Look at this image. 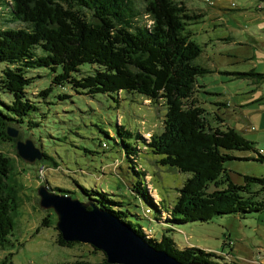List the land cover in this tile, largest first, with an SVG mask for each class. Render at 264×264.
I'll list each match as a JSON object with an SVG mask.
<instances>
[{
  "label": "rangeland",
  "instance_id": "374dc122",
  "mask_svg": "<svg viewBox=\"0 0 264 264\" xmlns=\"http://www.w3.org/2000/svg\"><path fill=\"white\" fill-rule=\"evenodd\" d=\"M146 1L132 0V4L141 13ZM170 1L180 3L187 15L197 17L185 21L184 28L201 49L192 63L206 70L196 78L201 87L198 101L209 113L206 118L212 120L215 102H229L231 107L233 104L236 107L219 106L220 112L230 119L250 116V128L257 132L256 118L264 112L260 102L264 99V80L256 81L254 77L243 75L252 72L264 76V0ZM6 9L8 7L3 6L0 10V30L24 28L23 24L11 19ZM36 53L40 54L38 50ZM2 68L0 64V70ZM25 76L31 79L26 95L36 107L25 120H31L36 126L28 129L26 124L20 128L19 124L10 123L7 127L17 131V138L6 136L9 140H0V154L9 160L11 167L4 182L11 190L15 204L11 213V232L4 242H0V264L77 261L95 264L104 257L87 243L79 242L70 247L55 243L58 235L56 216L51 209L40 208L36 195L40 186L53 194L84 203L87 199L80 188L104 193L110 200L120 203L118 210L124 213L123 220L139 226L144 235H153L156 240L165 235L179 247L206 249L224 258L225 264H264V208L243 217L224 215L204 223L159 224L143 217L145 209L150 210L151 217L156 212L136 195L134 184L138 180L143 186L146 180L154 199L161 200V205L167 207L174 202L177 190L187 176L175 168L160 166V158L140 141L123 136L126 143L139 151L134 164L145 172V179L138 178L124 158L116 130L117 126H122L148 140L158 136L164 119L161 106L151 105L138 95L120 92L90 97L74 94L65 86L62 89L52 86L48 96L41 98L37 94L49 86V70H29ZM60 94L68 95V98L58 99ZM17 139L31 141L33 148L44 157L30 164L22 161L15 151ZM102 143L105 149L100 148ZM231 153L237 157L252 154ZM223 168L235 185H242L244 175L264 177V164L256 161L229 160L223 163ZM256 189L251 187V191ZM256 199L264 200V195L260 194Z\"/></svg>",
  "mask_w": 264,
  "mask_h": 264
},
{
  "label": "trees",
  "instance_id": "16d2710c",
  "mask_svg": "<svg viewBox=\"0 0 264 264\" xmlns=\"http://www.w3.org/2000/svg\"><path fill=\"white\" fill-rule=\"evenodd\" d=\"M0 2V7H8L6 13L11 19L24 25L22 29L0 30V64L3 65L0 70V140H9L5 130L10 123L19 124L20 128L26 124L28 129L36 126L31 120H25L36 110L26 95L31 79L25 74L46 68L51 76L49 86L37 94L41 98L48 96L52 86L61 89L65 86L74 94L90 97L120 92L138 95L151 105L163 108V127L158 136L148 140L122 126H117L116 130L124 158L138 178L145 179L143 170L134 164L139 151L126 143L123 136L140 141L160 158V166L175 168L187 176L174 202L167 207L161 205V200L154 199L146 180L144 186L138 180L134 184L136 195L156 212L151 217L150 210L145 209L143 217L159 224L204 223L224 215L243 217L264 208V200L256 199L264 195V177L244 175L242 185H235L223 168V163L229 160L264 164V155L254 149L253 143L224 125L218 116L212 118L217 124L211 125L194 99L198 87L196 78L206 70L192 63L201 49L184 28L185 21L197 17L187 15L180 3L148 0L140 13L133 7L132 0ZM243 76L264 80L263 75L252 72ZM57 98H68V95L60 94ZM114 144H117L115 140ZM232 151L251 152L253 157L237 159L230 155ZM10 170L9 160L0 154V242L11 232V213L15 209L14 197L4 182ZM251 187L257 189L251 191ZM80 190L87 203L110 212L149 246L177 262L225 264L212 252L194 247L179 249L168 236L161 235L156 240L152 235H144L139 226L123 220L124 213L118 210L120 203L104 193ZM55 243L60 247L76 244L62 241L59 234ZM95 264H107L105 257Z\"/></svg>",
  "mask_w": 264,
  "mask_h": 264
},
{
  "label": "water",
  "instance_id": "95a60500",
  "mask_svg": "<svg viewBox=\"0 0 264 264\" xmlns=\"http://www.w3.org/2000/svg\"><path fill=\"white\" fill-rule=\"evenodd\" d=\"M6 136L16 139L17 131L7 127ZM15 151L28 164L43 157L29 140L17 139ZM36 195L40 208L51 209L56 216L55 229L62 241L87 243L104 255L107 264H181L149 246L127 224L90 202L53 194L44 186L37 188Z\"/></svg>",
  "mask_w": 264,
  "mask_h": 264
},
{
  "label": "crops",
  "instance_id": "0c3cea01",
  "mask_svg": "<svg viewBox=\"0 0 264 264\" xmlns=\"http://www.w3.org/2000/svg\"><path fill=\"white\" fill-rule=\"evenodd\" d=\"M264 29V26L262 27ZM200 86H198L197 88H195V93H194V99L196 100V102L199 104V106L201 107L199 101H198V97H197V94L199 93V90H200ZM261 99V98H260ZM260 102H262V106L264 107V99L263 100H260ZM232 103H229V102H225V103H222V102H215L214 103V106H215V109L212 113V118L213 120L216 119L214 118L215 116H218L220 119L223 120V124L224 125H227L229 127H231L232 129H234L238 134H240L244 139H246L247 141H250L251 143H253V147L254 149H258L260 151H262L263 155H264V116H262V113L261 114V117H258L256 118V124L259 125V128H258V131L257 132H252L254 131V129L251 127L250 128V124L252 123V119L250 116H242L240 117V120H238V118H235V119H230L228 117H225L224 115V112H220V108L219 106L223 107V108H226V109H230L232 107H236V105L233 104V106L231 107ZM202 108V107H201ZM203 109V108H202ZM260 111H263L262 109L258 108ZM204 110V109H203ZM259 111V112H260ZM221 113V114H220ZM204 114L205 115H208L209 113H207L205 110H204ZM229 116V114H227ZM206 117V116H205ZM213 120L211 119H208V121L211 123V125H215L217 124L216 122H213ZM143 133V132H142ZM111 135V134H110ZM256 147V148H255ZM259 147H262V148H259ZM263 149V150H262ZM232 157H237L235 156L233 153L230 154ZM246 157H253L252 154H243L242 156L240 157H237V159H241V158H246ZM144 172V171H143ZM145 174V172H144ZM153 236V235H152ZM154 237V236H153ZM171 238V237H170ZM172 239V238H171ZM173 240V239H172ZM179 249H182L184 247H179L177 246ZM203 251L205 252H210L206 249H202ZM222 263H225L224 262V258H222Z\"/></svg>",
  "mask_w": 264,
  "mask_h": 264
},
{
  "label": "built area",
  "instance_id": "2783aa9c",
  "mask_svg": "<svg viewBox=\"0 0 264 264\" xmlns=\"http://www.w3.org/2000/svg\"><path fill=\"white\" fill-rule=\"evenodd\" d=\"M1 7H2V5H1ZM1 7H0V10H1ZM100 148H101V149H105L106 147L103 146L102 144H100ZM258 153L263 154L262 151H260V150H258Z\"/></svg>",
  "mask_w": 264,
  "mask_h": 264
}]
</instances>
